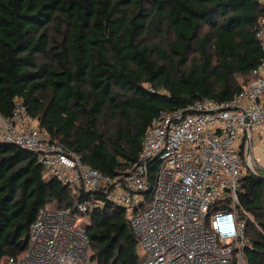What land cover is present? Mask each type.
I'll list each match as a JSON object with an SVG mask.
<instances>
[{
  "label": "trees",
  "instance_id": "1",
  "mask_svg": "<svg viewBox=\"0 0 264 264\" xmlns=\"http://www.w3.org/2000/svg\"><path fill=\"white\" fill-rule=\"evenodd\" d=\"M258 0H0V113L21 99L52 139L106 176L137 161L161 111L234 99L263 57ZM239 200L248 264H264V169ZM36 154L0 140V264L27 251L44 207L74 209ZM94 264H140L130 214L88 212Z\"/></svg>",
  "mask_w": 264,
  "mask_h": 264
},
{
  "label": "built area",
  "instance_id": "2",
  "mask_svg": "<svg viewBox=\"0 0 264 264\" xmlns=\"http://www.w3.org/2000/svg\"><path fill=\"white\" fill-rule=\"evenodd\" d=\"M256 38L263 57L234 99L203 98L184 110L161 111L137 161L117 176L102 174L52 139L21 99L10 117L0 113V140L36 154L76 199L74 209H40L26 253L10 264H94L88 212L107 204L129 212L146 255L140 264H248L251 216L239 188L247 170L264 167L253 162L251 149L264 133V14Z\"/></svg>",
  "mask_w": 264,
  "mask_h": 264
},
{
  "label": "rangeland",
  "instance_id": "3",
  "mask_svg": "<svg viewBox=\"0 0 264 264\" xmlns=\"http://www.w3.org/2000/svg\"><path fill=\"white\" fill-rule=\"evenodd\" d=\"M261 140H262V138H260ZM258 142H253V144L251 145V149H254V150H259V149H261V153L264 155V145H262V143H258ZM257 146H258V148H257ZM253 155V162L254 163H256L257 164V166H259V165H261L262 166V164L259 162V160L257 159V157H256V155H255V152H254V154H252ZM259 169H264V167H260V168H257V170H259Z\"/></svg>",
  "mask_w": 264,
  "mask_h": 264
},
{
  "label": "crops",
  "instance_id": "4",
  "mask_svg": "<svg viewBox=\"0 0 264 264\" xmlns=\"http://www.w3.org/2000/svg\"><path fill=\"white\" fill-rule=\"evenodd\" d=\"M262 136L264 137V133L262 134ZM262 137V138H263ZM257 139H259V136H257ZM259 143V142H258ZM257 143V144H258ZM260 143H262V145H264V138L260 141ZM259 145V144H258ZM260 146V145H259ZM261 147V146H260ZM258 148V146H257ZM255 155L257 157V159L259 160V162L264 166V155L261 153V149L259 150H255Z\"/></svg>",
  "mask_w": 264,
  "mask_h": 264
},
{
  "label": "water",
  "instance_id": "5",
  "mask_svg": "<svg viewBox=\"0 0 264 264\" xmlns=\"http://www.w3.org/2000/svg\"><path fill=\"white\" fill-rule=\"evenodd\" d=\"M14 145V144H13Z\"/></svg>",
  "mask_w": 264,
  "mask_h": 264
}]
</instances>
